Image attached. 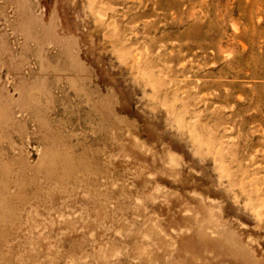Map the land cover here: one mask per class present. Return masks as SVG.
<instances>
[{"label":"rangeland","instance_id":"rangeland-1","mask_svg":"<svg viewBox=\"0 0 264 264\" xmlns=\"http://www.w3.org/2000/svg\"><path fill=\"white\" fill-rule=\"evenodd\" d=\"M18 2L0 264H264V0H31L39 20ZM209 211L234 250L177 232ZM153 224L171 244L152 254Z\"/></svg>","mask_w":264,"mask_h":264},{"label":"bare ground","instance_id":"bare-ground-1","mask_svg":"<svg viewBox=\"0 0 264 264\" xmlns=\"http://www.w3.org/2000/svg\"><path fill=\"white\" fill-rule=\"evenodd\" d=\"M19 1V0H18ZM29 0H20V2H23V4L24 5H22V7H24V8H26L27 9V11L29 12V13H33V19L35 18V19H38V16L37 17H35L36 15H35V13H34V8H32V6H30L31 4H29V2L30 3H32L31 2V0L28 2ZM20 2H18L17 4V6H20ZM24 2H27V4H25ZM27 5V6H26ZM26 6V7H25ZM29 6V7H28ZM21 7V6H20ZM32 8L30 11H29V9L28 8ZM41 7V6H40ZM18 7H16V9H17ZM23 8V9H24ZM20 9H22V8H18V10L19 11H21ZM22 9V10H23ZM39 9V8H38ZM42 9V8H41ZM34 10V11H33ZM24 11V10H23ZM26 11V10H25ZM25 11H24V13H23V15L25 14ZM26 11V12H27ZM38 13H39V11L38 10H36ZM35 11V12H36ZM28 12H27V15H31V14H28ZM41 12V11H40ZM20 14L22 13V11L21 12H19ZM42 13H44L43 12V10H42ZM45 14V13H44ZM43 14V15H44ZM26 14H25V17L23 16V18L21 17L22 15H20V17L24 20H22L21 18V20L23 21V23L25 22V19H26V17H27V19L29 20V19H31V18H28V16H27ZM38 15V14H37ZM41 15V14H40ZM51 16H52V14H51ZM41 17V16H40ZM39 17V18H40ZM43 17H45V16H43ZM50 17V16H49ZM49 17H48V19H49ZM25 18V19H24ZM42 18V17H41ZM53 18H55V17H53ZM34 19V20H35ZM45 19V18H44ZM43 18H42V21L44 20ZM20 20V21H21ZM39 20V19H38ZM53 20V19H52ZM19 21V22H20ZM55 21V20H54ZM47 22V21H46ZM22 22L20 23V26L23 24ZM25 23H27V22H25ZM40 23V22H39ZM39 23H37V25L38 26H40V24ZM51 23H54V22H51ZM28 24H30V20L28 21ZM34 24V23H33ZM55 24H56V22H55ZM31 25V24H30ZM50 26H52L53 27V25H50ZM51 27V28H52ZM40 28V27H39ZM54 28H55V31H56V27H55V25H54ZM54 28H53V31H54ZM42 30V29H41ZM41 30L39 29V31L41 32ZM43 30H44V28H43ZM42 30V31H43ZM51 30V29H50ZM38 31V32H39ZM54 31V32H55ZM39 32V34H41ZM44 32H46V31H43L42 33H44ZM48 33V32H47ZM56 33V32H55ZM38 34V33H37ZM49 35V34H48ZM48 35H46L47 36V38H48ZM67 35V34H66ZM70 35V34H69ZM68 35V36H69ZM45 36V37H46ZM50 36V35H49ZM52 36H53V34H52ZM54 37V36H53ZM69 37H71V36H69ZM54 39H55V37H54ZM50 40H52V38L50 39ZM173 162V161H172ZM160 187V186H159ZM161 188V187H160ZM137 201V200H136ZM76 214V213H75ZM68 217H70L69 215H68ZM193 219L195 220V222L194 223H190V224H188L187 226H184V227H180L181 229L180 230H178L177 232L178 233H183V232H190L191 230H194V228H196L197 230V232H198V234L201 236V237H204V238H210L211 240H213V241H217L218 243H220V244H222V245H224V246H226L227 248H232L233 250H234V248L233 247H236L235 246V244H234V241H233V239L234 238H232L231 237V234H229L228 233V229L225 227V225L223 224V223H221V222H219L220 220H218V218L216 217V215L213 213V212H211V211H209V212H207L205 215H200V214H198V213H195V214H193ZM211 226H216V228L218 229V231H219V233H220V235H219V233H218V235L219 236H216V237H214V236H211L212 235V233L210 232V228L212 229V227ZM215 228V227H214ZM212 231H214V230H212ZM217 231V230H216ZM159 234H160V236H159ZM163 234V235H162ZM214 234V233H213ZM216 234V233H215ZM236 234V233H235ZM234 233H233V235H235ZM144 236L148 239V241H149V246H150V249H151V253L153 254L154 252H157L158 250H164V247H165V245H170L171 243H170V240H168V239H166V241L165 240H163L162 239V236H164V233H161V231L158 229V227L155 225V224H153L152 225V227L148 230V231H146L145 233H144ZM166 236V235H165ZM164 236V237H165ZM237 236V235H236ZM235 237V236H234ZM166 238V237H165ZM239 248V247H238ZM194 258H196L195 259V261L194 262H196L198 259H197V257L196 256H194ZM199 258V257H198ZM179 264H181V263H179Z\"/></svg>","mask_w":264,"mask_h":264}]
</instances>
